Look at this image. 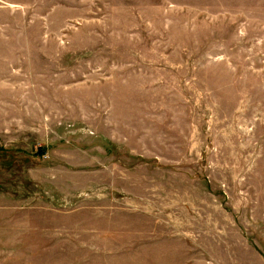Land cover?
Instances as JSON below:
<instances>
[{
  "label": "rangeland",
  "instance_id": "1",
  "mask_svg": "<svg viewBox=\"0 0 264 264\" xmlns=\"http://www.w3.org/2000/svg\"><path fill=\"white\" fill-rule=\"evenodd\" d=\"M0 264H264V0H0Z\"/></svg>",
  "mask_w": 264,
  "mask_h": 264
}]
</instances>
